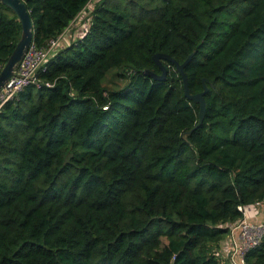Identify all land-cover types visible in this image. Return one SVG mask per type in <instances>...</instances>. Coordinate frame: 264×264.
Listing matches in <instances>:
<instances>
[{
    "label": "trees",
    "instance_id": "1",
    "mask_svg": "<svg viewBox=\"0 0 264 264\" xmlns=\"http://www.w3.org/2000/svg\"><path fill=\"white\" fill-rule=\"evenodd\" d=\"M21 1L38 47L95 3L0 110V264H224L238 207L264 200V0ZM20 36L0 4V71ZM155 55H193L200 123L171 61L144 74Z\"/></svg>",
    "mask_w": 264,
    "mask_h": 264
},
{
    "label": "built area",
    "instance_id": "2",
    "mask_svg": "<svg viewBox=\"0 0 264 264\" xmlns=\"http://www.w3.org/2000/svg\"><path fill=\"white\" fill-rule=\"evenodd\" d=\"M61 35L56 39L48 41L46 47H38L31 42L26 53L14 69L11 78L0 89V110L23 89L31 85L37 86L39 84V80L36 78V72L60 48L59 40ZM249 207L264 209V200L256 201ZM248 208L243 209L241 206L238 207L243 213V218L230 227L228 235L231 248L228 255V264H245L244 254L249 249L257 246L264 236V220H247L246 212Z\"/></svg>",
    "mask_w": 264,
    "mask_h": 264
},
{
    "label": "water",
    "instance_id": "3",
    "mask_svg": "<svg viewBox=\"0 0 264 264\" xmlns=\"http://www.w3.org/2000/svg\"><path fill=\"white\" fill-rule=\"evenodd\" d=\"M0 4L8 7L10 10L14 12L17 19L21 25V36L19 41L17 42L13 52L9 56L7 62L3 66L2 70L0 71V89L4 86V84L11 78L14 69L16 68L18 62L22 59L23 55L26 53L29 45L33 39V25L29 16V13L26 10L24 3L21 0H0ZM193 55L187 57L183 64L179 65L174 60L170 59L168 56L164 55H155L154 61L161 69L162 73L160 76H157L153 73L145 71L144 74L147 76L152 77L154 80H163L165 78V70L160 63V60L167 59L171 61L176 70L178 71L180 77L182 78L183 88H184V95L186 99L192 101L195 104H199L200 110L198 113L199 123L201 122L204 114L205 103L203 101V95L207 92V87L205 85V80H203V92L191 95L188 89L187 78L184 74V67L189 63L190 59Z\"/></svg>",
    "mask_w": 264,
    "mask_h": 264
},
{
    "label": "crops",
    "instance_id": "4",
    "mask_svg": "<svg viewBox=\"0 0 264 264\" xmlns=\"http://www.w3.org/2000/svg\"><path fill=\"white\" fill-rule=\"evenodd\" d=\"M97 1V0H96ZM95 3V2H94ZM93 3V4H94ZM93 4L91 3V7L87 6L89 9H92ZM86 7V9H87ZM89 21L87 18V14L82 12L71 24L69 27L62 33L60 38V48L67 46L69 43L76 41L81 38L83 33L88 30ZM246 219L249 221H261L264 219V209L262 208H251L249 207L246 212ZM219 253L222 256V259L227 263L228 255L230 252V244H229V235H227L220 244ZM228 264V263H227Z\"/></svg>",
    "mask_w": 264,
    "mask_h": 264
},
{
    "label": "rangeland",
    "instance_id": "5",
    "mask_svg": "<svg viewBox=\"0 0 264 264\" xmlns=\"http://www.w3.org/2000/svg\"><path fill=\"white\" fill-rule=\"evenodd\" d=\"M89 7H91V5H89ZM88 11H89V8L86 9V12H88ZM86 12H84V13H86ZM123 84H124V81L117 78L116 71L114 70V71H111L107 74L103 85L108 90H112V89H116V88L121 87ZM263 220H261V221H263ZM224 264H227V263L224 261Z\"/></svg>",
    "mask_w": 264,
    "mask_h": 264
}]
</instances>
